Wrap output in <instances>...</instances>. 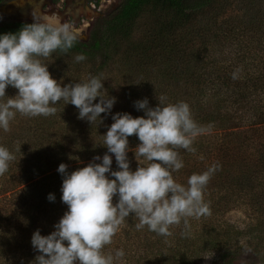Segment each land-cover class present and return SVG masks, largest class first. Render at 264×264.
<instances>
[{
    "label": "trees",
    "instance_id": "obj_1",
    "mask_svg": "<svg viewBox=\"0 0 264 264\" xmlns=\"http://www.w3.org/2000/svg\"><path fill=\"white\" fill-rule=\"evenodd\" d=\"M12 1L0 0V7ZM32 23L3 18L0 35ZM78 54L87 59L77 63ZM40 59L62 86L100 76L106 94L117 101L111 115L144 116L134 106L144 99L152 108L159 100L183 101L195 122L211 129L194 140V152L179 150L184 167L173 173L187 186L192 174L221 166L204 190L210 214L188 218V235L182 221L167 237L147 227L137 230L139 220L130 216L105 254L123 249L121 264H199L207 253L216 256L211 264H264V0H118L85 39ZM17 94L11 86L6 90L8 98ZM56 107L47 117L17 113L9 131L0 129V145L15 156L0 176V264H34L41 253L31 244L33 233L51 234L68 211L59 165H68L71 174L101 163L94 158L107 153L103 136L114 123L111 115L102 113V123L91 124L78 118L72 104ZM140 143L129 137L133 171L149 163L135 159ZM236 211L252 220L246 230L224 221Z\"/></svg>",
    "mask_w": 264,
    "mask_h": 264
},
{
    "label": "clouds",
    "instance_id": "obj_2",
    "mask_svg": "<svg viewBox=\"0 0 264 264\" xmlns=\"http://www.w3.org/2000/svg\"><path fill=\"white\" fill-rule=\"evenodd\" d=\"M33 17L35 22L18 32L0 35V101L6 98L0 102V129L9 131L17 113L29 117L55 115L61 102L74 105L79 119L102 123L101 114L111 115L117 102L106 94L104 80L90 76L84 82L62 86L40 59L57 50H70L79 39L78 32L55 16L34 11ZM74 59L79 63L87 57L78 54ZM9 86L18 90L14 98L6 97ZM159 102L152 108L147 99L136 101L135 108L145 114L141 117L111 115L114 123L103 136L107 153L94 158L101 163H89L71 174L68 165H59L57 171L64 177L61 199L68 211L51 234L43 236L40 230L33 233L31 244L41 253L34 264H121L126 255L123 249L114 255L103 250L128 217L139 220L137 230L147 227L167 237L173 234L171 227L182 221L183 235H188V218L210 214L204 190L221 166L213 164L203 173L192 174L187 186L176 182L173 173L184 167L179 150L194 152V140L211 129L195 122L186 102ZM133 135L141 142L134 150L135 159L142 157L149 162L135 171L128 158L133 151L129 137ZM110 154H114L118 171L112 170ZM14 159V154L0 145V176L8 172ZM55 199L49 194L50 202Z\"/></svg>",
    "mask_w": 264,
    "mask_h": 264
},
{
    "label": "flooded vegetation",
    "instance_id": "obj_3",
    "mask_svg": "<svg viewBox=\"0 0 264 264\" xmlns=\"http://www.w3.org/2000/svg\"><path fill=\"white\" fill-rule=\"evenodd\" d=\"M104 2H107V0H44L43 11L46 13L57 11L61 15L62 22L72 24L76 31H80V34L85 33L87 37L88 31L95 20L116 8L95 18L94 14L103 12ZM113 2L115 0H112L110 4ZM116 2L118 3V0Z\"/></svg>",
    "mask_w": 264,
    "mask_h": 264
},
{
    "label": "water",
    "instance_id": "obj_4",
    "mask_svg": "<svg viewBox=\"0 0 264 264\" xmlns=\"http://www.w3.org/2000/svg\"><path fill=\"white\" fill-rule=\"evenodd\" d=\"M44 5V0H14L1 8L8 15V18L5 19L9 20H29L35 22L33 17V12L35 11L39 15L55 16L62 22L60 13L57 11L46 13L43 11ZM79 38L81 37L79 36Z\"/></svg>",
    "mask_w": 264,
    "mask_h": 264
},
{
    "label": "rangeland",
    "instance_id": "obj_5",
    "mask_svg": "<svg viewBox=\"0 0 264 264\" xmlns=\"http://www.w3.org/2000/svg\"><path fill=\"white\" fill-rule=\"evenodd\" d=\"M109 1V2H108ZM112 0H107V2L103 3V6L105 7L102 13L94 14V17H98L100 15H103L109 11H112L117 5V0L115 2L111 3ZM1 8V7H0ZM0 16H3V18H8V15L6 12L3 11V9H0ZM78 32V31H77ZM81 32H78V35L85 39L86 35L85 33L80 34ZM224 221L228 226L231 227V229L243 231L246 230L249 226H251L252 220L246 217V215L241 211H236L231 214H228ZM245 245V248L247 249V245L241 242V245ZM216 259V256L213 253H207V256L202 259V261L199 264H211ZM253 264H259L258 261H253Z\"/></svg>",
    "mask_w": 264,
    "mask_h": 264
}]
</instances>
